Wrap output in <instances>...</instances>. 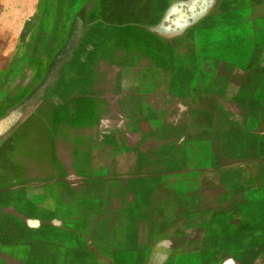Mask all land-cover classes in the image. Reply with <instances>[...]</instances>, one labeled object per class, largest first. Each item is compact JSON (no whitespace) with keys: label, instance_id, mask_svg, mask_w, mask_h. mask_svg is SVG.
Instances as JSON below:
<instances>
[{"label":"rangeland","instance_id":"obj_1","mask_svg":"<svg viewBox=\"0 0 264 264\" xmlns=\"http://www.w3.org/2000/svg\"><path fill=\"white\" fill-rule=\"evenodd\" d=\"M34 1L0 0V53L75 24L58 76L104 75L120 111L103 190L25 191L1 137L55 81L18 96L31 65L0 63V264H264V0Z\"/></svg>","mask_w":264,"mask_h":264},{"label":"crops","instance_id":"obj_2","mask_svg":"<svg viewBox=\"0 0 264 264\" xmlns=\"http://www.w3.org/2000/svg\"><path fill=\"white\" fill-rule=\"evenodd\" d=\"M39 3L35 0L32 7L27 8L31 12L26 15L36 11ZM6 6L19 7L17 4ZM34 28L38 29L36 25ZM70 29L71 25L42 26L40 33L35 35L36 47L40 46V50L28 48L18 55L16 45V48L1 51V64L12 63L16 57L15 60L21 59L22 63L31 65L27 82L16 95L25 96L36 90L46 78L48 65L65 43ZM102 29L104 34H99L98 27L97 34L89 36L88 33L84 37L80 53L90 45L103 47L104 42L114 38L110 37L111 26L104 24ZM87 57H74L70 64L87 63ZM107 85L104 75L84 70L63 71L46 94L31 104L12 129L1 137V142L9 145V159L16 162L17 180L25 191L32 187L33 191L55 193L56 199H67V193L93 192L99 190V186L103 190L106 147L110 152L115 149L114 138L110 140L105 135V113L120 111V92ZM118 145L119 142L117 150ZM109 160L111 167L113 157ZM62 193H65L63 197L59 196Z\"/></svg>","mask_w":264,"mask_h":264},{"label":"trees","instance_id":"obj_3","mask_svg":"<svg viewBox=\"0 0 264 264\" xmlns=\"http://www.w3.org/2000/svg\"><path fill=\"white\" fill-rule=\"evenodd\" d=\"M79 35H80V29L77 28V25L73 24L71 26L69 35H68L65 43L57 51L54 59L48 65L45 80L43 81L42 84H40V86H38L36 88L35 91H33V93H37V92H40L43 89H45L46 86H48L52 83V79H53V81H55V79L58 77L59 69L67 62L68 57L70 56L72 50L77 46V44L80 40ZM50 77H52L51 80H50Z\"/></svg>","mask_w":264,"mask_h":264}]
</instances>
